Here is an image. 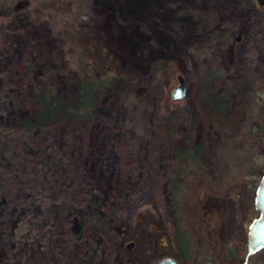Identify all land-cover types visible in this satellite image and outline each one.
<instances>
[{"label": "rangeland", "instance_id": "rangeland-1", "mask_svg": "<svg viewBox=\"0 0 264 264\" xmlns=\"http://www.w3.org/2000/svg\"><path fill=\"white\" fill-rule=\"evenodd\" d=\"M80 74L105 80L87 119L20 123L36 82L71 102ZM178 74L186 94L172 100ZM205 88L227 95L224 111ZM252 122L263 132L250 135ZM168 125L179 145H198L187 169L202 179L175 186L181 146L168 151ZM254 164H264L257 0H0V264H157L189 227L191 257L208 264L225 242L241 248L239 197V216H221Z\"/></svg>", "mask_w": 264, "mask_h": 264}, {"label": "trees", "instance_id": "trees-1", "mask_svg": "<svg viewBox=\"0 0 264 264\" xmlns=\"http://www.w3.org/2000/svg\"><path fill=\"white\" fill-rule=\"evenodd\" d=\"M76 46L79 48L78 43ZM80 48L82 49V47ZM84 60L87 63L89 62L87 57H82L80 62H83ZM157 61V59H153L151 60V63H156ZM94 67H98V64H94ZM100 68L103 69L102 67ZM104 81V79L99 77L94 78L84 74H80V76L78 77L77 92L71 102H68L65 99L61 98V96L55 92L54 86L36 82V84L34 85V89L36 90V97L35 103L33 104V111H31L32 115H21L20 117H24V119L20 123L25 128H33L36 130H40L45 125L49 124L52 121L54 115L58 113H64L71 119L84 118L85 120L91 113L89 108L91 107V105H93L94 99L96 97V92L101 86H103ZM244 86L245 90L250 89V87L252 86V80L246 82ZM203 92L205 96L214 103V108L216 111H224V108L226 107L227 103V95H224L221 98H217L214 95L215 93L213 92V90L210 88H205ZM167 127V131L164 135V143L167 144L168 151L172 150L176 146H181V148L178 149L181 160L178 162V166L172 169L175 173L173 181L177 182L175 186L182 183V181L185 179L184 176L188 173L189 175L194 174L197 178L202 179L203 177H200L202 176L201 174H199L200 172H197V166L193 170L187 169L188 165H190V160L195 162V159L199 154L198 145L192 144V141H190L188 138L184 139V145L183 143L182 145H179L178 140L174 137L173 133L171 132V127L169 125ZM249 127L251 131L249 133L250 135H257V133L263 132V129L259 126H255L253 122L249 125ZM257 167L258 165L254 164V167H251L250 169L252 172H256ZM248 173H250V171H248ZM199 191L203 193H210L207 187H203L202 190ZM203 195L205 194H202V196ZM188 230L191 231V228L189 227ZM178 235H180L179 238ZM181 235H184L183 240L181 238ZM190 237V232L183 233L181 232V230L177 231L176 244L178 250L176 249L177 251L174 252L177 256L182 255L185 250H188V248H190Z\"/></svg>", "mask_w": 264, "mask_h": 264}, {"label": "flooded vegetation", "instance_id": "flooded-vegetation-1", "mask_svg": "<svg viewBox=\"0 0 264 264\" xmlns=\"http://www.w3.org/2000/svg\"><path fill=\"white\" fill-rule=\"evenodd\" d=\"M263 170H264V164L263 165L260 164L259 168L257 167L256 172H252L250 170V173L248 174L250 175L251 178L248 179L244 183V185L241 186L238 190H235V188H233L232 190H230V188L227 189L229 190L230 194L227 192L226 195L228 199L231 201L230 203L234 211L233 213L229 211L228 212L222 211L223 214L221 216V221L222 223H225L227 221L226 219L227 217L232 216V215L239 216V213L237 212L238 210L236 208L239 206L238 204H236L237 203L236 197H239L238 201H239V204H241L240 206L242 209V211L240 212L241 216L239 217V224L242 226V232H243V238L241 239V242H240L241 248L238 249V245H237L238 242L237 243L234 242V245H229L228 242L227 243L225 242L224 243L225 249H223V245H221L216 250H211V252L207 254L205 259L208 261V264H237L244 258V255L246 252V245H247L248 227L253 217L258 214V211L255 208V204H254V193H255L257 182ZM207 194H210V193H206L205 195L197 198V203H195L196 209H198L202 205L205 206L207 204L204 201L205 196H207ZM223 197H226V196H223ZM239 224L237 228H239ZM190 228H191V231H189L188 228L187 229L181 228V232L183 233L190 232L192 236L193 233H195V230L193 231V228L192 227ZM179 236L180 235H178V238ZM181 238L183 240L184 235H181ZM168 251H169L168 254L173 255L179 261L180 264H197V259L196 257H191L189 248L188 250H185V252L180 256H177L175 253L171 252L170 250ZM260 251H264V248L259 249L256 252L252 253L249 257L248 264H252V257ZM198 264H201V263H198Z\"/></svg>", "mask_w": 264, "mask_h": 264}, {"label": "water", "instance_id": "water-1", "mask_svg": "<svg viewBox=\"0 0 264 264\" xmlns=\"http://www.w3.org/2000/svg\"><path fill=\"white\" fill-rule=\"evenodd\" d=\"M264 5V0H257ZM237 37L239 34L237 33ZM178 82L170 91V99L183 98L186 94L185 78L182 74L177 75ZM254 204L258 214L253 217L248 227L247 245L244 258L237 264H248L252 253L264 248V170L257 182L254 193ZM157 264H180L179 261L170 254L163 256Z\"/></svg>", "mask_w": 264, "mask_h": 264}]
</instances>
